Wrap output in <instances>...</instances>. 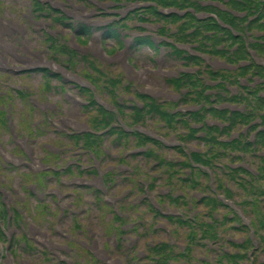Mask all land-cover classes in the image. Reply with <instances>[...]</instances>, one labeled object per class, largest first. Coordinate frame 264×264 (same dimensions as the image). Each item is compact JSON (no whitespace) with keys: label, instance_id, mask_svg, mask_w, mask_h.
Masks as SVG:
<instances>
[{"label":"rangeland","instance_id":"1","mask_svg":"<svg viewBox=\"0 0 264 264\" xmlns=\"http://www.w3.org/2000/svg\"><path fill=\"white\" fill-rule=\"evenodd\" d=\"M31 3L32 0H0V19L1 20L3 18L15 19L21 25H23L22 27L25 29L22 32H16L12 34L9 33L5 36L7 41H11L15 44V46L17 47V51H19L20 53L29 55V53L34 52L35 50H40L45 57H49V58L54 57L53 56L54 49L51 47L50 42L46 40V38L48 37L47 30H50L51 27H54L58 29V32L55 34L56 35L55 37H58V43H57L58 46L62 47L61 45L65 44L67 47L71 49L74 48L79 49L80 52L90 53V55H92L93 53L95 55L94 57L98 59L97 62H99V64L102 65L107 72L112 74L121 73V68L125 71V74H127V70H131V73L128 74V76L132 77L131 81L134 85L137 82V85L141 86L140 90L144 94H149L153 96L154 94H156L158 89L165 91L166 86L169 89V86L165 81L167 74L166 76H160L157 74V72H155V70L159 68H165L166 70L172 69L173 65L178 66L182 63L180 60L162 59V58L156 59L157 55L153 57V54H148L144 49L135 50L134 48H131L128 51L127 58L129 60V63L132 66L134 65L135 68L130 65L129 66L126 65V67L123 68V65L121 63L122 61L120 60L119 57L120 55L119 52H117L115 55H110V53L112 52V49L110 50V47L113 44L111 42L106 43V41L105 42L102 41L103 33H105L104 30L93 31L92 36L90 37L86 36V38L89 40V43L87 42V46H85V48H82L80 47L79 42L83 43V40L80 37H77L78 36L77 32H75L77 31V28L71 27L72 28L71 29L70 27L67 26L68 23L71 24V21H67V23L59 22V20L56 21V19L58 18L53 14L52 11L51 12L48 11L49 14L44 19L49 22H52L53 23L52 26L47 25L46 27H40L39 25H36L33 22V20L30 19L31 12H33V7H32L33 4ZM23 12H25L28 15L23 16L22 14ZM35 15H41V14L35 12ZM220 15L228 16L225 13ZM73 24H76V22H74ZM73 29L75 31L71 32ZM61 36L63 37L61 38ZM109 36L116 38L118 37V34L115 31H112L109 34ZM93 43H98V44L102 43L103 50L102 51L95 50L92 47ZM127 43H129V41ZM139 43L142 44V40H140ZM148 44L151 45L153 48H156V46L152 42H149ZM7 52H8L7 56L10 57L11 61L17 63L18 61L16 59V54L9 51ZM79 55L76 58L75 72L79 73L81 75V78L84 79L85 77L83 74L89 70L88 65H91L90 57H87L85 59V63L88 64L87 65L83 61H81ZM57 56H58L57 63L64 65L66 61L63 62L64 55L60 50H58ZM32 57L37 58L38 56H32ZM66 59L67 58H65V60ZM68 65L70 67L73 66L71 64ZM41 66L44 68L47 67L51 68V66L44 64H41ZM93 67L94 65L92 64V68ZM142 68H148V70L143 73L141 72ZM50 70L55 71V69H50ZM67 75H68L67 72L64 71L63 81L65 83L62 80L60 81L59 79L50 76L52 79L47 78L44 84V78H43L44 75L42 71L35 70L25 75V77L20 75V76H12L11 78H9L8 75L4 74V72L2 71L0 72V85H1L0 90L9 91L10 94H13V99L10 100V103H12L14 107H12L11 112L13 113V117H14L13 120L14 125H17L19 131L21 132L22 135L21 137L31 135L33 134V132H36L37 130L36 135L31 136V140L29 139L30 146L32 147V149H34L33 153L30 154V158L32 162V170L35 169L37 170L36 172L41 171V169H39V166L36 165L34 158H42L44 161L47 162V164H57L58 166H64L66 165V163L68 164L71 163V161L73 162L77 161L81 164H84V167L86 168L89 165L95 164L99 168L100 175L99 177H89V178H96L95 181L99 182L100 186H96V188H98V190L102 191L103 193L101 199H103L105 196H110V195H113L116 198H121V201H117L114 204H110L109 207L112 210H114V208L117 205L119 206L125 205L126 207L125 211L130 212L131 217L127 218V222L125 223L124 228L130 232L128 233V235H134V231H131L133 227H130V224L136 223L137 226L136 221L139 219L140 212L144 214V216H142V221L144 222L149 221L152 218V216H154L151 213H147L146 207L144 206L136 210L132 208V204L134 203L140 205L141 200L139 199V197L144 196V193L141 190H138V187L140 188V186H138L139 180L145 179L150 181L149 179L150 174L153 175L154 177L156 176V174L163 175L160 172L161 169L152 172H147L148 169L150 168V162H147L141 156L139 158L127 157V165L131 169L134 168L137 169L136 174L133 173V171H127L125 169L121 170L117 167L118 164L121 162L120 159L123 158L124 153L128 149L134 147V144L132 142L133 139L130 140L129 143H127L129 145L126 147L121 144L114 143L110 139H106L104 148L109 153L107 155L104 154L100 157H95L91 155L89 152L83 151V149L78 148V146H75V144L73 145V143L67 136L58 135L54 128H57L55 124H59L58 120H60V117L63 116L70 117L71 119H75L79 123L89 124L90 123L89 116H92V114L89 111L83 110V107L76 102L75 98L69 96L68 92H72L75 95L80 94L81 96L83 94L76 86H74L68 80ZM144 76L147 77L149 80L144 81L143 80ZM231 76L232 75L230 73L228 77ZM12 80L21 84H30L31 90L33 92L32 93L33 96L41 100L48 99V101L58 103L59 105L58 109L55 111H53L52 109H47L46 117H43V115H40L38 112L33 113L30 110V101L28 96L24 100H21L16 96L15 93L11 91L9 85L5 84L6 82H11ZM90 80L95 87L98 86L99 88H101L99 82H96L92 78ZM61 83L64 84L62 85ZM149 86H152L153 88L152 91L147 90L148 89L147 87ZM22 88L25 90L26 85L23 86ZM98 94H100L102 98H106L109 100L107 94L105 93H98ZM119 94H123V92L120 91ZM125 96H127L126 93H124V96H120V100L124 101ZM162 99H167L168 101L167 97H162ZM234 101H237V99H235ZM8 104L9 102L6 103V106ZM48 115H55L58 119L56 121L54 120L55 122L51 124V122H48L47 120ZM55 116H51V117L54 118ZM30 117L34 119L33 122L29 120ZM0 118H2V113L0 114ZM20 119H26V121L28 120L33 127V131L30 126H26L24 123H20ZM148 120H149L148 123L150 125V123L152 122H150L151 121L150 119ZM153 121H154V125L159 122L158 120H153ZM46 144H54L56 148L59 149L57 155H53V156L50 155L47 152L45 146ZM4 150L5 151L9 150L11 152L14 151L17 154H20L22 156L21 158H24L23 152L17 150V146H15V144L13 143V140L10 137L7 129L4 127H0L1 157ZM76 152L79 153L75 154ZM162 156L170 161H181L178 158V154L175 151H170V150L165 151L162 154ZM1 163L4 164L5 168L2 169L0 168V172H1L0 177L3 179L0 182V184L2 183L6 185V187L9 189L8 195H12V199L7 198L6 195L0 196L1 201L6 205L7 210L8 208L10 210L13 207H18V206H21L18 207L20 209L25 208L24 206L25 202H22L23 199H25V197H27L25 201L28 203V208L26 207L27 210L25 213H23L25 218L20 221L21 216H16V222L19 223L20 221L21 224L23 223L22 225L24 226V229L16 230V232H14V234H12L11 237L6 235L7 238L12 239V242H14L16 236L22 237L23 235H25L24 232H26V235L36 244L37 240H35L34 237L38 238L39 235L37 232L31 229L38 228V227H34V224L37 223L42 227V231L46 233L47 238L57 243L56 246H51V247L43 244L45 248L44 247L42 248L45 249V251H49L50 253L54 254L55 261H52L50 264H56L57 262L63 263L71 259H75L74 264H88L89 262L90 264H95L93 262V259L84 252L80 256L76 257L75 252L67 244V239L65 235H63L60 232L59 233H55L54 231L51 232V225L57 223L56 222L57 218H61L59 221V226H57L59 229H62L63 231L67 229L74 233L77 232V230L73 229V223H74L73 220L75 218L73 216L75 215H73V213L71 212L72 208H76L78 209L79 212V214L76 216L78 217L80 223L83 226L89 224L93 226V231L95 233H93L92 235L95 237L96 241L98 242L97 244L101 247L108 246L110 252L114 257H119L122 259V261H118L116 264H122L123 262H127L130 264H139L143 261V260L139 261V259L135 261V259L130 258L134 247H135L134 257H136L137 250L141 249L143 246L141 245L133 246V244L131 243L129 246L123 247V245L121 244L124 250L119 251L117 249V242L115 239L117 235L108 238L103 233L107 226L104 222V219L105 221L112 220L114 216L113 211L106 208L101 209L96 206L94 202L96 198L94 192L81 189L84 186H86L85 181L82 184H77L75 186H71V185L63 186L59 183V180H56V178L52 177L51 175H48L49 177L45 178L46 180L43 181L44 185L41 186L39 184L38 188H36L35 192L37 196L34 195L33 197H30L29 193L27 192L28 190L26 189L27 183L25 184V181H30V180H25V178L23 177V173L28 172L29 170L21 167L20 164L21 161L17 162V165H20L19 167L17 165H14V167H12V165L7 164L10 163L9 161H7V163H5V161H2ZM108 170L114 172V176L111 178L110 182L105 179L106 171ZM183 170L184 169H182L178 175H182ZM129 173H132L133 176ZM130 175L134 177V180L137 184L132 182L133 179L130 180L131 182L126 180ZM178 175H176L175 178H179ZM182 177H180V179ZM61 178L69 179L72 177L65 175L62 176ZM165 181L166 180L162 178L160 180V182L162 183L161 185L164 186ZM207 183H209V180L207 181ZM54 187L56 188L59 187L62 190L58 195V197H50L49 190ZM131 189L132 191H130ZM75 191H81L80 194L82 196V200L78 199V193H75ZM57 194H54V196ZM155 194L157 195V192H155ZM237 197L240 198L239 196ZM60 204L65 205L66 206L65 209L63 208L60 209ZM263 207L264 205L262 203V204H258V207L251 206V209L253 210L254 213H256L257 209L264 210ZM186 208L187 209H185V214H188L190 211H188V207ZM63 211H65V213H63ZM221 211L222 212L220 213V215L226 213L224 209H222ZM194 213L196 214V211H194ZM251 213L250 216H257ZM103 216H105L106 218L102 219ZM158 221L164 222L162 221V219L159 218ZM10 223L12 224V220ZM6 225H8V223ZM228 227L229 224L227 225V228ZM146 228L147 226L144 225L143 227L138 228V231L139 232L144 231ZM139 232H135V233L139 234ZM77 235H81V233H77ZM168 235L169 234L167 230L159 234L160 237L166 239H168ZM231 235H233L236 239L237 238L239 239L240 237L243 236V234H241L239 231L231 232ZM0 238L4 240L2 235H0ZM179 239L181 240V237H179ZM210 248H213L212 250L209 249L210 251L208 252L210 255V259L212 261L214 260L216 261L217 255L215 252V248L218 247L210 246ZM19 249L18 250L13 249V251L16 252V258L18 260L24 259V260H28L30 264H42L44 258L37 256V255H41V253L38 254V251L42 252L40 246L37 245V249L34 251H23ZM199 254H201L200 250L197 251L195 259ZM192 258H194V253L192 254ZM6 260L7 259H5L4 262H6ZM108 262L109 259L103 260V263L108 264ZM214 264H218V263L214 262ZM248 264H252V261Z\"/></svg>","mask_w":264,"mask_h":264},{"label":"trees","instance_id":"2","mask_svg":"<svg viewBox=\"0 0 264 264\" xmlns=\"http://www.w3.org/2000/svg\"><path fill=\"white\" fill-rule=\"evenodd\" d=\"M154 1H157L158 4L163 5L165 7H172L173 6V7H179V8L181 6H183V5H186L188 3L187 0H183L184 2L182 0H154ZM189 4H191V3H189ZM247 5H251V1L250 0H243L242 2H238L236 0H233V2H232V6L235 7L236 9L246 10V9H248L246 7ZM206 29L207 30H212V29H214V27H208ZM258 47H259V49L261 48V52H264V47L263 46H258ZM190 83L193 84V85L195 84L192 81V79H191ZM184 84H186V83L184 82ZM260 102H262L263 105H264V99L260 100ZM159 113H161V112L159 111ZM163 116L166 117L167 115L163 114ZM234 116H235L234 118H231V121H232L233 124H236L238 122L239 118L245 119V117H243L240 113H236V114H234ZM109 119L112 120V117L109 116ZM98 121H100V120H98ZM106 121L108 122V120H106ZM263 136H264V133H263ZM72 139L75 140L76 142H83V143L86 144L87 148L90 147V148H93V149H99L101 144H102V142H103L102 138L96 137V136L91 135V134L83 135V136H77V137H74ZM204 141L207 144H209V145H214L215 146V145L219 144L215 138H210V139L209 138H205ZM237 143L238 142L234 143V147H235V145ZM248 146H251V145L248 144ZM148 155L152 156L153 153H149ZM194 159L197 160V162H201L202 161V159L199 156V154H195L194 155ZM208 204L209 205H214V204H217V201L216 200H209ZM177 221L181 225H185L186 224L185 221H183L182 219L177 220ZM262 225H264V221L262 222ZM197 235H198L197 232H193L190 235V239H194ZM261 240H262L261 242L264 244V238H262ZM239 246H241L240 248L243 249L245 247H249L250 243L247 242L246 244H242V245H239ZM168 251H169V246H163L161 248H158L157 252L164 253L165 261L161 260V262H158L157 264H167L166 261L168 259H170V255L168 254ZM191 255H192V250L191 249L188 250L187 254H182L183 258H186V257L189 258V257H191ZM224 257L226 259H228V261H232L234 258H236V260L240 258L239 255L234 256V258H233L232 256H230L229 254H226V253L224 254Z\"/></svg>","mask_w":264,"mask_h":264},{"label":"bare ground","instance_id":"3","mask_svg":"<svg viewBox=\"0 0 264 264\" xmlns=\"http://www.w3.org/2000/svg\"><path fill=\"white\" fill-rule=\"evenodd\" d=\"M20 30L21 32L25 30L22 26L7 22L6 20L0 19V46L10 49L13 53L16 52V47L13 43H10L5 39L7 34H12L13 32ZM3 64H7L5 61H2Z\"/></svg>","mask_w":264,"mask_h":264}]
</instances>
